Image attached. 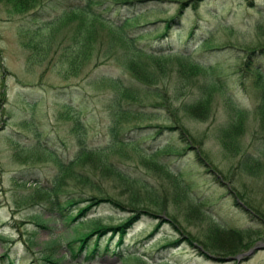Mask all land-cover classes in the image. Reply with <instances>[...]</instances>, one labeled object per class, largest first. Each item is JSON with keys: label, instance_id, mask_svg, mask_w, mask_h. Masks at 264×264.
<instances>
[{"label": "rangeland", "instance_id": "1", "mask_svg": "<svg viewBox=\"0 0 264 264\" xmlns=\"http://www.w3.org/2000/svg\"><path fill=\"white\" fill-rule=\"evenodd\" d=\"M36 1L34 9L27 12L21 10L22 13L15 11L6 0H0V255L6 252L13 264H50L49 261L44 262L45 258L51 261L57 259L55 262L59 264H157L160 261L163 264H235L230 255H242L252 246L264 243V122L258 120L255 111L252 112L253 106L260 99V92L257 90L262 86L255 85L252 71L246 74L250 78L246 81L242 76L246 73L245 66L238 62L244 60L248 49L264 43V0H144L122 5L104 4L109 6V10L105 12L114 22L117 19L116 11H119L120 17L140 14L135 21H130L131 25L121 28L122 33L131 32V27L135 25L138 28L136 32L146 31L144 40L141 39L145 47L168 48L171 51L188 47L195 60L211 66L205 74H217L224 80L225 93H220L218 89L212 92L209 116L205 118H191L177 109L175 115L180 127L171 130L145 127L166 125L168 121L165 119L171 120V114L161 107L153 108L152 102L159 101L144 93V99H148L145 107L136 108L134 102L124 106L150 115L151 118L148 116L143 120H124L120 123L122 126L118 136L116 135V140L122 142L106 148L101 152L102 155L83 158L72 165V173H85L94 182L96 189L95 186L88 188L85 184L65 177L62 191L66 188L65 191L84 192L82 197L85 198L96 195L94 192L100 190L101 196L97 192L99 198L116 197L111 200L118 204L115 206L106 200L99 202L88 211L85 216L87 220L93 218L92 220L114 226L123 218L135 217L137 213L134 211L139 209L153 214L138 215L136 221L126 229L122 244L118 247L115 242L117 236L108 239L110 233L106 232L99 238L98 250L89 261L83 260L82 252L71 257L66 245L67 240L76 235L79 229L89 225L77 227L75 223L80 218L73 225H65L62 219L50 218L46 210L35 204L39 199H34V202L33 199L30 201L25 198L20 201L18 198L33 189L34 181L44 185L56 172L55 164L42 148L51 151L58 159L67 161L79 149L78 136L82 138L84 147L102 148L107 145V128L110 125L107 105L113 90L107 81L101 80L119 78L122 83L127 81L128 70L120 63V57L124 55L122 51L127 46L119 37L120 32L108 24L102 26L77 11L68 12L67 5L83 4L81 0ZM110 2L113 3L112 0ZM54 8L56 12H53ZM175 14L176 18L166 32L167 37H162L163 20H170ZM193 26L198 31V37L195 38L197 41L188 42L186 35ZM206 36L210 39L206 47L215 46L220 49L206 50L203 46L199 47L198 38L204 39ZM82 51H88V56H81V60L77 58L73 64L70 63V56ZM178 61L177 57L170 56L166 60L151 59L148 62L149 66H154L149 69L150 72L155 73L154 70L157 71L158 68L159 71L166 72L160 79L157 77L160 83L156 85L159 92L170 94L172 98L169 99V105L173 107H181L197 97L194 93L196 77L185 79L188 83L182 85L184 80L180 75L186 70ZM97 63L98 66L92 68ZM196 75L205 76L203 73ZM240 80H243V86H240ZM254 85L257 89H252ZM153 89L155 87L149 88V91L152 92ZM226 94L247 112L241 130L234 136L238 147L235 150L229 143H220L217 135L219 127L229 116L225 104ZM68 106L73 110H69ZM76 118L82 125L79 130L83 129L80 135L77 133L79 130L76 132L73 129L72 122ZM164 130H167L166 133L162 132ZM167 136L171 137L170 140ZM176 138L178 141L174 140ZM165 143L171 144L173 149L165 148ZM113 166L132 177L133 181L121 182ZM107 167L114 170L110 168L108 171ZM14 177L18 180L12 179ZM138 179L145 182L151 190L146 191L139 182H134ZM133 188H137V191ZM180 191H185V197L194 199L188 201L187 198H182ZM173 195L174 198L171 199ZM155 200H164V205ZM84 204V201L78 203L72 210ZM36 214L41 219H48L45 227L33 223ZM155 223H159L158 229L148 235ZM218 227L223 231H218ZM187 237L193 246L187 244ZM93 240L94 235L88 241ZM175 240L176 245L170 246ZM221 241H224L226 247L224 252L214 248L215 242ZM73 245L69 249L75 252L76 243ZM103 247L107 249L103 251ZM119 250L121 253L130 251L129 254L135 253L143 258L137 261L130 257L129 261H121L123 256L112 253ZM1 264H7V260H3ZM241 264H264V250L256 252Z\"/></svg>", "mask_w": 264, "mask_h": 264}, {"label": "trees", "instance_id": "2", "mask_svg": "<svg viewBox=\"0 0 264 264\" xmlns=\"http://www.w3.org/2000/svg\"><path fill=\"white\" fill-rule=\"evenodd\" d=\"M6 1L11 4V6L13 7V9L15 11H18V12H20L23 9H26L23 11H28L29 9H32L33 7H35L34 5L37 2L36 0H6ZM83 1H85V2L84 3L82 2L83 4H80L79 6L78 5H76V7H72V5H71V7L68 6V8H67L69 10L68 12L71 11L72 13H74V11H77L78 13L83 14L84 17H86L87 19H91V20L93 19V21H97V24L102 25V26H107V24H108L109 26L113 27V29L118 30L120 32L119 37L125 42V44L127 46V48H125V50L122 51V53L124 55L121 54L122 56L120 57V63H122L123 67H125L128 70L129 75H130L129 77L131 78V80H129V77H128L127 81L124 82L126 85H124L119 80V78H105V80H108L107 82L111 85L112 90L114 92L112 91L113 96L111 98H109L110 100H109L108 105H107L109 108V115H110V125L107 128L108 129V135H109V141L106 143L107 145L105 144L106 146H104V147L110 148L112 144H115L116 142H122V141H117L116 137H114V135L116 136L118 134L119 130L121 129V126H122L120 124L121 122H123L126 119H128V120L133 119V118L134 119H144V118L148 117L144 113L136 112L134 110H130L128 107L124 106V104L134 102V105L136 106V108L145 107L146 105H148L146 103L148 101V99H144V98H146L144 93H146L152 99L159 101V102H152L153 108L161 107L164 110H167L168 114H171V120H173V122H171V120L168 118L171 124L169 123V124L163 125V127L166 129H172V128L178 129V126L180 127V125H178L179 124L178 121H176L175 112L177 111V109L183 111V113H185V115H188L191 118H199L200 119V118H205V117L209 116L208 114H209L210 105H211L210 96H211L212 92L216 91L218 89V91L220 93H225L224 80L221 79V77H219L217 74L212 75V76H208L207 74H205L206 73L205 71H209L211 66L206 65V64H204L198 60H195L192 57L191 51L190 52L188 51V47L184 46L182 48V50L180 49V50H174V51L168 50V48H166V50L162 49V48L150 49L148 46L145 47L142 44V41L144 40V37L146 36L147 33L136 32V34H135L134 32H135L136 28H134V29L131 28V30H132L131 32L122 33L121 27H123L124 25H127V24L131 25L130 21L135 20L137 18V16H139V14L134 13V14L129 15V16L124 15L123 17H120L119 11L115 12V10H113L112 12L113 13L115 12L117 15V19H115V22H114L110 19V17H108V15L105 12V11L109 10L108 9L109 6L107 7L104 4H108V5H111V4L112 5H116V4L122 5V4H126V3L132 4V3H135L134 1L140 2V1H144V0H114V1L112 0L113 3L110 2L111 0H95V1L83 0ZM192 1L194 2V0H192ZM193 2H192V5L194 6ZM177 12H176V14H177ZM176 14L170 20H163V22H162L163 26L162 27L165 31L163 33H161L162 37L167 35L166 32L170 28V25H171L170 23L173 22L174 18H176ZM54 19H56V17ZM47 23H48V21H47ZM97 24H95V25H97ZM132 25H134V24H132ZM165 26H166V28H165ZM167 26H168V28H167ZM196 27L199 28V26L197 24H196ZM194 28H195L194 26L191 27V29L189 30V32L186 35L187 39L189 40L188 42L197 41V40H195V38L198 37L197 32L200 30V28L198 29L197 32L194 30ZM126 33H127V35H126ZM142 38H143V40H141ZM209 41H210V39L207 36L204 39L198 38V46L199 47L203 46V48H210V50L214 49V48L217 50L220 49L219 47L216 48L215 46H209V47L207 46L206 47L205 45H208ZM88 53H89L88 51H82V52L74 53L73 55L70 56V59H71L70 63L73 64L77 58L78 59L80 58V60H81L82 57H87ZM256 53L261 54V56H259V60L257 58L256 59L253 58L254 54H256ZM170 56L177 57L180 60V61H178V63H180L181 65H184V67H185L186 71L183 72L184 73L183 75H180L181 79L184 80L182 85H185L188 83V82H186L185 79L190 80L191 78L196 77L195 78V84H194L196 87V90L194 93L196 94L195 96H197V97H194L191 102L184 104L181 107L180 106H174V107L170 106L169 105V99L172 98L170 96V94L167 95L166 93L159 92L160 90L158 89L156 84L158 82L160 83L159 79L161 78L162 75H165L166 72L164 73L163 70L159 71V68H158L157 71L154 70V72L156 73L155 74V73L150 72V70H149L150 68L154 67V66L153 67L149 66V64H148V62L151 59L152 60H157V59L166 60V59H169ZM262 56L264 58V43H259L258 45H255L252 48L248 49L247 56L244 54V60H245L244 61L245 62L244 63V66H245L244 71L245 72L247 71V72L245 74L243 73L244 74L243 76L246 77V74L251 73V71H252V75L254 74L253 78H255V79H253V81L255 82V85L258 84V85L262 86V88L259 87V89L257 90L259 92L264 91L263 90L264 89L263 88L264 87V60H263ZM96 59H98V58H96ZM254 62H255V64H254ZM96 65H98V64H95V66ZM199 65H201V67ZM204 65H205V67H204ZM203 67H204V69H202ZM207 67H208V69H207ZM180 68H183V67L180 66ZM178 73H180V72L178 71ZM197 73L199 75H201L203 73L205 76L199 77L196 75ZM249 80H250V78H249ZM103 81L104 80H101V82H103ZM115 81H117V82H115ZM251 85H252V83H251ZM240 86H243V80H240ZM256 86H253L252 89H257ZM152 87H155V90L153 89V91L150 92L149 88H152ZM174 90L176 91L177 89L174 88ZM162 91H164V90H162ZM135 92L137 93V96H136ZM127 93H129V94H127ZM123 95H125V96H123ZM226 95L227 96H225L226 97L225 98V100H226L225 104L227 105L226 108H227V113L229 116L226 119V121L219 127V129H218L219 132L217 135H218V140L220 141V143H222V144L229 143V146H232L233 149L235 150L237 147V144L235 142L234 136L236 133L238 134L239 131L241 130L242 125L244 124V122L246 120L245 116H246L247 112H245L244 109L240 108L237 104L232 102L231 99H229L228 94H226ZM263 99H264V96L261 97L259 102H257V104H255L252 108L253 109L252 112L255 111V113L258 116L257 118H258V120H260V122H261V120L264 122V100ZM131 107L134 108V106H131ZM68 108H69V106H68ZM77 120L78 119L76 118L75 119L76 123L74 121V123H75L74 127L76 125L77 126L75 128H73L74 131L76 129V132L78 131V129H80V127H82L81 123H78ZM165 120L167 121V119H165ZM153 126H151V127H153ZM154 127L160 128L162 126L155 125ZM110 133H113L114 135L110 134ZM110 136H112V137L110 138ZM79 138H80V136L77 137V141L79 143V149H78L79 153L77 150V152L73 155V157L67 161H62V160L58 159L54 154H52L51 151H48L46 148H42L43 150H45L46 156L51 158L54 164L58 163V164L54 165L56 167V172L49 179L46 180V183L44 185L34 181L33 189H31L30 192L27 191L26 194L21 195L20 198H18V199H20V201H21V200L26 198L25 196H27V198L30 197L29 198L30 200H32V199L34 200V199L38 198L39 200H37L35 202V204L40 205L43 210H46L47 213L51 216L50 218L62 219V221L65 225L66 224L68 226L72 225L79 218H80V220H78L75 223L77 227L78 226L81 227L84 224L89 225V226L85 227L86 229L85 228L81 229V230L79 229V231L76 232L77 234L74 235L73 237H71L66 242V245L68 246V251H69V254L71 255V257H75L79 253L82 252L83 253V259H85L87 256L85 261H89V260L93 259L94 254H96V252H97L96 250H98V240L102 235H104L106 232H110L111 234H117L116 242L121 243L126 229L129 228L131 226V224H133V222H132L133 219H132V217L123 218L114 226L107 224V223H101L97 220H92L93 218H90L89 220H87L85 218V216L87 215L88 211L92 207L96 206L100 201L107 200L108 202H110L111 204H113L115 206L118 204L109 198L101 199V198H99L100 196L96 197L94 195H89L88 197L83 198L82 194L84 192H79V191H73L72 192V190L71 191L70 190L69 191H62L61 190V188L63 187V179L65 177L67 179L68 178L73 179L77 183L79 182L81 184H85L88 188H90V186H92V187L95 186L94 182H91L85 173H83V172L82 173H80V172L79 173H72L73 172V170H71L72 165L78 163L80 159L102 155L101 152H103L106 148H103V147L102 148L86 147V146L84 147L81 139H79ZM113 138H115V139H113ZM110 140H111V142H110ZM109 144H111V145H109ZM164 147L167 149H170V150H171V148L173 149V146L172 147L171 146H164ZM110 168H112V167H107L106 170L110 171ZM113 168H115L116 171ZM113 168L112 169L116 173L117 178L119 180H121V182L133 181L129 176H126L124 173H121L122 171H120L118 168H116L114 166H113ZM58 171H60V172H58ZM12 179L18 180V178H16V177H14ZM136 182H139L142 186H144V188L146 190H148L149 186L145 182L141 181V179L136 180ZM22 184H24V181H22ZM40 185H41V187H40ZM94 188L96 189V186ZM37 189H39V190H37ZM36 190L38 191V193L34 192ZM39 192H40V194H39ZM66 192L69 194H67ZM97 192H100V191L97 190ZM31 193H32V195L33 194L34 195L32 196ZM35 194H37V195H35ZM38 194L40 197L38 196ZM41 194L45 195L46 197L42 196ZM54 194H55V196H54ZM60 194L61 195L64 194V195L61 196ZM36 196H38V197H36ZM49 196H53L54 199H53V197L49 198ZM42 197H44V198H42ZM58 197H59V199H61V198L62 199L59 200ZM52 199H53V201H51ZM90 199L93 203L90 201ZM39 201H40V203H39ZM60 201L62 203H58ZM83 201L84 202L86 201L84 205L76 206L72 210L73 206H75L77 203H81ZM95 203H97V204H95ZM52 204H54V205H52ZM49 205H50V207L52 205L53 208L52 207L50 208ZM86 206H88V207H86ZM194 206L195 205L193 204V207ZM55 208H57V209H55ZM194 208L196 210H198L196 207H194ZM48 210H50V211H48ZM47 220L41 219L40 215L36 214L34 216L33 223H35V225H37V226L45 227V223ZM130 220H131V222H130ZM158 226H159V224H154V226L150 230L149 235H152L157 230ZM116 228H117V230H113ZM218 228H219L218 231H220V232H221V230L223 231V229L221 227H218ZM79 234H81V235H79ZM224 234H225V232H224ZM92 235H94V240L92 242H89L88 240L92 237ZM189 240L190 239L187 237L186 238V241L188 242L187 244L193 246V243L190 242L191 240L190 241ZM215 240H217V238H215ZM176 242L177 241L175 240L174 243H176ZM73 243H76V246H75L76 251L75 252H73L71 249H69V245L73 246ZM120 243H117V244L119 245ZM215 243H216L215 244L216 246L214 248L220 252H224L223 249L226 248L224 245V241L215 242ZM106 249H107L106 247H103V251H105ZM85 250H87V251H85ZM119 253L117 254V256H119ZM85 254H86V256H85ZM126 256H127V258H130V257L136 258L134 255L131 256L129 254H125V256L123 258L127 259ZM3 260H7V264H13L12 260L8 257V254L6 252H3L0 255V264ZM45 261H47V262L49 261V263L52 262L51 264L56 263L55 261H51L47 258H45L44 262ZM43 264H45V263H43ZM157 264H163V262L160 261Z\"/></svg>", "mask_w": 264, "mask_h": 264}, {"label": "bare ground", "instance_id": "3", "mask_svg": "<svg viewBox=\"0 0 264 264\" xmlns=\"http://www.w3.org/2000/svg\"><path fill=\"white\" fill-rule=\"evenodd\" d=\"M47 1H48V0H47ZM47 1L44 2V3H47ZM56 1H57V0H56ZM60 1H61V0H60ZM73 1H74V0H73ZM81 1H82L83 3L85 2V1H83V0H81ZM81 1H80V2H81ZM87 1H89V0H87ZM93 1H95V0H93ZM146 1H147V0H146ZM151 1H152V0H151ZM153 1H154V0H153ZM169 1H170V0H169ZM38 2H39V1H38ZM48 2H50V1H48ZM52 2H53V1H52ZM96 2H97V1H96ZM148 2H149V1H148ZM154 2H155V1H154ZM164 2H165V1H164ZM44 3H43V4H44ZM54 3H55V1H54ZM67 3H68V2H67ZM86 3H87V2H86ZM150 3H152V2H150ZM156 3H157V2H156ZM156 3H154V4H156ZM165 3H166V2H165ZM187 3H188V2H187ZM43 4H41V5H43ZM49 4H50V3H49ZM64 4H65V3H64ZM44 5H45V4H44ZM57 5H58V3H57ZM61 5H62V3H61ZM69 5H70V4H69ZM69 5H67V6H69ZM188 5H189V4H188ZM45 6H46V5H45ZM58 6H59V5H58ZM63 6H64V5H63ZM78 6H79V5H78ZM127 6H130V5H127ZM132 6H133V5H132ZM154 6H156V5H154ZM163 6H164V5H163ZM186 6H187V5H186ZM36 7H37V6H36ZM41 7H42V6H41ZM70 7H71V6H70ZM72 7H76V5H75V4H72ZM119 7H120V6H119ZM190 7H191V6H189V8H190ZM195 7H196V6H195ZM51 8H52V7H51ZM156 8H157V7H156ZM33 9H34V7H33ZM40 9H42V8H40ZM61 9H62V8H61ZM118 9H119V8H118ZM191 9H192V8H191ZM23 10H26V9H23ZM44 10H45V9H44ZM53 10H54L53 12H56V11H55V10H56L55 8H54ZM65 10H66V8H65ZM30 11H31V10H30ZM30 11H29V12H30ZM58 11H59V10H58ZM66 11H67V10H66ZM120 11H121V10H120ZM21 12H22V11H21ZM23 12H25V11H23ZM23 12H22V13H23ZM26 12H27V11H26ZM35 12H36V11H35ZM46 12H47V11H46ZM48 12H49V11H48ZM59 12H60V11H59ZM14 13H15V12H14ZM38 13H39V12H38ZM38 13H37V15H39V14H44L45 12H43V13L41 12V13H39V14H38ZM183 13H184V12H183ZM185 13H186V12H185ZM185 13H184V14H185ZM33 14H34V12H33ZM79 14H80V13H79ZM79 14H78V15H79ZM20 15H21V14H20ZM47 15H48V14H47ZM141 15H142V14H141ZM39 16H40V15H39ZM60 16H61V15H60ZM139 16H140V14H139ZM30 17H31V16H30ZM34 17H35V16H34ZM34 17H33V18H34ZM180 17H181V16H180ZM138 18H139V17H138ZM34 19H35V18H34ZM76 19H77V18H76ZM177 19H179V18H177ZM139 20H140V19H139ZM139 20H138L137 22H140ZM181 20H183L182 17H181ZM35 21H38V20H35ZM134 21H135V20H134ZM126 22H127V21H126ZM128 22H129V21H128ZM137 22H135V23L137 24ZM179 22H180V21H179ZM182 22H183V21H182ZM135 23H134V24H135ZM53 24H54V23H53ZM149 24H151V23H149ZM167 25H168V24H167ZM62 26H63V25H62ZM135 26H136V25H135ZM135 26H133V27L130 26V27L133 28V29H134V28L138 29V28L135 27ZM71 27H72V26H71ZM63 28H64V27H63ZM63 28H62V29H63ZM76 28H77V27H76ZM165 28H166V26H165ZM167 28H168V26H167ZM62 29H61V30H62ZM72 29H73V28H72ZM136 29H135V32H134L135 34H136ZM57 30H58V29H57ZM61 30H60V31H61ZM63 30H64V29H63ZM157 30H158V29H157ZM157 30H156V31H157ZM37 31H38V29H37ZM69 31H70V30H69ZM164 31H165V30H164ZM166 31H167V30H166ZM168 31H169V30H168ZM57 32H59V31H57ZM73 32H75V31H73ZM141 32H142V31H141ZM143 32L146 33V31H143ZM151 32H153V31H151ZM55 33H56V32H55ZM61 33H62V32H61ZM64 33H65V32H64ZM69 33H70V32H69ZM71 33H72V32H71ZM169 33H170V32H169ZM74 34H75V33H74ZM54 35H56V34H54ZM72 35H73V34H72ZM126 35H127V33H126ZM165 35H166V34H165ZM60 36H61V35H60ZM60 36H59V38H60ZM62 36H63V34H62ZM65 36H66V35H65ZM166 37H167V36H166ZM53 38H54V37H53ZM76 38H77V36H76ZM67 39H68V38H67ZM55 40H56V39H55ZM52 41H53V39H52ZM181 41H182V40H181ZM53 42H54V41H53ZM57 42H58V41H57ZM60 42H61V41H60ZM62 42H63V41H62ZM66 42H67V41H66ZM66 42H65V43H66ZM55 43H56V42H55ZM75 43H76V42H75ZM184 43H185V42H184ZM186 43H187V42H186ZM46 44H47V42H46ZM46 44H45V45H46ZM50 44H51V43H50ZM53 44H54V43H53ZM71 44H72V43H71ZM71 44H70V45H71ZM45 45H44V47H45ZM48 45H49V44H48ZM74 45H75V44H74ZM76 45H78V44H76ZM55 46H56V45H55ZM34 47H35V46H34ZM47 47H48V46H47ZM51 47H52V46H51ZM60 47H61V46H60ZM71 47H72V46H71ZM78 47H79V46H78ZM181 47H182V46H181ZM190 47H191V46H190ZM58 48H59V47H58ZM73 48H74V47H73ZM34 49H35V48H34ZM197 49H198V48H197ZM202 49H203V48H202ZM205 49H206V48H205ZM66 50H67V49H66ZM66 50H65V51H66ZM181 50H182V49H181ZM206 50H210V48H207ZM211 50H217V49L214 48V49H211ZM43 51H44V50L42 49V52H43ZM46 52H47V51H46ZM59 52H61V51H59ZM71 52H72V51H71ZM211 52H212V51H211ZM69 53H70V52H69ZM46 54H48V53H44V55H46ZM48 55H49V54H48ZM62 55H63V53H62ZM62 55H61V56H62ZM67 55H68V52H67ZM67 55H66V56H67ZM259 56H261V54L256 53V54H254L253 58H255V59L257 58V59L259 60ZM44 57H45V56H44ZM262 58H263V56H262ZM45 59H47V56L45 57ZM38 60H39V59H38ZM263 60H264V58H263ZM244 61H245V60H240L239 62H240V64L242 63V64L244 65V63H245ZM33 62H34V61H33ZM33 62H32V63H33ZM38 63H39V62H38ZM30 64H31V63H30ZM34 64H35V63H34ZM97 64H98V63H97ZM99 64H100V63H99ZM196 64H197V63H196ZM254 64H255V62H254ZM94 66H95V64L93 65L92 68H95ZM97 66H98V65H97ZM120 66H121V65H120ZM199 66L201 67V65H199ZM204 67H205V65H204ZM204 67H203L202 69H204ZM199 69H200V68H199ZM205 69H206V68H205ZM207 69H208V67H207ZM126 70H127V69H126ZM126 70H124V71H126ZM200 72H201V71H200ZM246 72H247V71H246ZM121 73H122V72H121ZM124 73H125V72H124ZM128 73H129V72H128ZM75 74H76V73H75ZM244 74H245V73H244ZM244 74H242V76H243ZM248 74H249V73H248ZM76 75H77V74H76ZM253 75H254V74H253ZM253 75H252V76H253ZM125 76H126V75H125ZM129 76H130V75H129ZM247 76H248V75H247ZM249 76H250V75H249ZM250 77H251V76H250ZM243 78H244L246 81L249 80L247 77H244V76H243ZM253 79H255V78H253ZM115 80H116V79H115ZM121 80H122V79H121ZM104 81H108V80H104ZM104 81H103V82H104ZM214 81H215V80H214ZM115 82H117V81H115ZM115 82H114V83H115ZM119 82H120V81H119ZM107 83H108V82H107ZM107 83H106V84H107ZM119 84H120V83H119ZM123 84L126 85L125 83H123ZM112 85H113V84H112ZM120 85H121V84H120ZM110 86H111V85H110ZM114 86H115V85H114ZM114 86H113V87H114ZM254 86H255V85H254ZM125 87H126V86H125ZM258 87H259V86H258ZM115 88H116V87H115ZM121 88H122V87H121ZM261 88H262V87H261ZM116 89H117V88H116ZM150 89H151V88H150ZM154 90H155V89H154ZM260 90H261V89H260ZM263 90H264V89H263ZM115 91H116V90H115ZM119 91H120V90H119ZM4 92H5V91H4ZM113 92H114V91H113ZM127 92H128V91H127ZM135 93H136V92H135ZM127 94H129V93H127ZM1 95H2V94H1ZM1 95H0V96H1ZM112 96H113V95H112ZM123 96H125V95H123ZM136 96H137V93H136ZM263 96H264V91L260 92V94H259V98H261V97H263ZM18 97H19V96H18ZM129 97H130V96H129ZM14 98H15V97H14ZM129 99H130V98H129ZM6 100H7V99H6ZM15 100H16V99H15ZM108 100H109V99H108ZM259 100H260V99H259ZM263 100H264V99H263ZM4 101H5V100H4ZM7 101H8V100H7ZM123 101H124V100H123ZM127 101H128V100H127ZM260 102H261V101H260ZM256 104H257V103H256ZM4 105H5V104H4ZM258 105H259V104H258ZM6 106H7V105H6ZM7 107H9V106H7ZM69 107H70V106H69ZM255 109H256V108H255ZM69 110H70V109H69ZM71 110H73V109H71ZM110 112H111V111H110ZM143 112H145V111H143ZM74 113H75V112H74ZM5 115H6V114H5ZM166 115H167V114H166ZM145 116H146V115H145ZM147 116H150V115H147ZM67 118H68V116H67ZM150 118H151V116H150ZM153 118H155V117H153ZM164 119H165V118H164ZM68 120H69V119H68ZM142 120H143V119H142ZM77 121H78V120H77ZM144 121H148V120H144ZM144 121H143V122H144ZM167 121H169V120L167 119ZM167 121H166V122H167ZM148 122H149V121H148ZM152 122H153V121H151V123H152ZM164 122H165V121H164ZM172 122H173V120H172ZM72 123H74V122H72ZM75 123H76V121H75ZM75 123L73 124V126L75 125ZM78 123H79V121H78ZM145 123H146V122H145ZM167 123L169 124L170 122H167ZM167 123H166V124H167ZM127 124H128V123H127ZM139 124H140V123H139ZM139 124H138V125H139ZM141 124L143 125L144 123H141ZM141 124H140V125H141ZM146 124H147V123H146ZM149 124H150V123H149ZM76 126H77V125H76ZM76 126H75V127H76ZM258 126H259V124H258ZM258 126H257V127H258ZM75 127H74V128H75ZM126 127H127V126H126ZM135 127H136V128H139L140 126H135ZM145 127H151V126H149V125H145ZM153 127H154V126H153ZM153 127H151V128H153ZM162 127H163V126H162ZM244 127H245V126H244ZM80 128H81V127H80ZM83 128H84V127H83ZM133 129H134V128H133ZM154 129H156V128H154ZM157 129H158V127H157ZM173 129H174V128H173ZM75 130H76V129H75ZM78 130H79V129H78ZM81 130H83V129H81ZM81 130H79V131H81ZM168 130H171V129H168ZM258 130H260V129H258ZM152 131H153V130H152ZM166 131H167V130H166ZM166 131L164 130V131H162V132H165V133H166ZM177 131H178V130H177ZM148 132H151V131H148ZM154 132H155V131H154ZM162 132H161V133H162ZM170 132H171V131H170ZM170 132H169V133H170ZM174 132H175V130H174ZM77 133H78V132H77ZM171 133H172V132H171ZM171 133H170V135H171ZM175 133H176V132H175ZM259 133H260V131H259ZM110 134H113V133H110ZM148 134H149V133H148ZM151 134H152V133H151ZM176 134L178 135V133H176ZM176 134H173V135H176ZM77 135H78V134H77ZM79 135H80V132H79ZM113 135H114V134H113ZM113 135H112V136H113ZM154 135H155V134H154ZM257 135H258V134H257ZM257 135H256V136H257ZM112 136H110V138H111ZM117 136H118V134H117ZM117 136L114 135V137H117ZM119 136H120V134H119ZM152 136H153V135H152ZM195 136H196V135H195ZM6 137L8 138V136H6ZM81 137H82V134H81ZM108 137H109V136H108ZM149 137H150V136H149ZM153 137H154V136H153ZM163 137H165V136H163ZM168 137H169V136H167V138H168ZM175 137H176V136H174V138H175ZM170 138H171V137H170ZM170 138H168V139L170 140ZM198 138H199V137H198ZM8 139H9V138H8ZM79 139H80V138H79ZM79 139H78V140H79ZM81 139H82V138H81ZM104 139H105V137H104ZM104 139H103V140H104ZM106 139H107V138H106ZM108 139H109V138H108ZM114 139H115V138H114ZM151 139H152V138H151ZM195 139H196V138H195ZM199 139H200V138H199ZM10 140H12V139H10ZM101 140H102V139H101ZM174 140H177V138L174 139ZM186 140H187V138H186ZM104 141H105V140H104ZM177 141H178V140H177ZM190 141H191V140H190ZM110 142H111V140H110ZM110 142H109V143H110ZM171 142H172V140H171ZM171 142H170V143H171ZM166 143H167V142H166ZM166 143H165V146H170V145H171V144H170V145H166ZM183 143H184V142H183ZM148 144H149V143H148ZM174 144H175V143H174ZM177 144H178V143H177ZM177 144H176V145H177ZM193 144H194V143H193ZM101 145H102V144H101ZM109 145H111V144H109ZM112 145H113V144H112ZM112 145H111V146H112ZM196 146H197V145H196ZM158 147H159V146H158ZM103 148H107V147H103ZM146 148H147V147H146ZM199 148H200V147H199ZM199 148H198V149H199ZM222 148H223V147H222ZM243 148H244V147H243ZM108 149H109V148H108ZM201 149H202V148H201ZM201 149H200V150H201ZM222 150H223V149H222ZM242 150H243V149H242ZM110 151H111V150H110ZM140 151H141V150H140ZM167 151H168V150H167ZM146 152H147V151H146ZM78 153H79V150H78ZM139 153H140V152H139ZM143 153H144V152H143ZM157 153H158V152H157ZM184 153H185V152H184ZM140 154H141V153H140ZM158 154H159V153H158ZM160 154H161V153H160ZM160 154H159V155H160ZM167 154H168V153H167ZM196 154H197V153H196ZM153 155H154V154H153ZM153 155H152V156H153ZM155 155H156V154H155ZM161 155H162V154H161ZM176 155H177V154H176ZM233 155H234V154H233ZM142 156H143V155H142ZM152 156H151V157H152ZM162 156H163V155H162ZM200 156H201V155H200ZM234 156H235V155H234ZM154 157H155V156H154ZM176 157H177V156H176ZM145 158H147V157H145ZM246 158H247V157H246ZM59 159H60V158H59ZM147 159H148V158H147ZM152 159H153V158H152ZM152 159H151V160H152ZM154 159H155V158H154ZM189 159H190V158H189ZM195 159H196V158H195ZM155 160H156V159H155ZM155 160H154V161H155ZM157 160H158V159H157ZM166 160H168V159H166ZM243 160H244V158H243ZM143 161H144V160H143ZM148 161H149V160H148ZM199 161H200V160H199ZM141 162H142V161H141ZM155 162H157V161H155ZM241 162H242V161H241ZM63 163H64V162H63ZM142 163H143V162H142ZM159 163H160V162H159ZM168 163H169V162H168ZM168 163H167V164H168ZM187 163H189V162H187ZM192 163H193L192 165L195 166L194 162H192ZM199 163H200V162H199ZM203 163H204V162H203ZM56 164H58V163H56ZM56 164H55V165H56ZM65 164H66V163H65ZM140 164H141V163H140ZM144 164H146V163H144ZM144 164H142V165H144ZM148 164H149V163H148ZM157 164H158V163H157ZM169 164H170V163H169ZM190 164H191V163H190ZM60 165H61V164H60ZM60 165H59V166H60ZM146 165H147V164H146ZM146 165H145V166H146ZM152 165H153V164H152ZM165 165H166V164H165ZM196 165H197V164H196ZM199 165H200V164H199ZM166 166H167V165H166ZM194 166H193V167H194ZM247 166H248V165H247ZM147 167H148V166H147ZM195 167H196V166H195ZM250 167H251V166H250ZM255 167H256V166H255ZM58 168H59V167H58ZM141 168H142V167H141ZM167 168H168V167H167ZM167 168H165V169H167ZM179 168H180V167H179ZM188 168H189V167H188ZM190 168H191V167H190ZM190 168H189V169H190ZM251 168H253V167H251ZM251 168H249V169H251ZM63 169H64V168H63ZM63 169H62V170H63ZM138 169H139V168H138ZM144 169H145V168H144ZM189 169H188V170H189ZM192 169H193V168H192ZM57 170H58V169H57ZM170 170H171V169H170ZM180 170H181V169H180ZM182 170H184V169L182 168ZM188 170H186V171H188ZM167 171H168V170H167ZM58 172H60V171H58ZM180 172H181V171H180ZM184 172H185V171H184ZM190 172H191V171H190ZM260 172H261V171H260ZM123 173H124V172H123ZM164 173H165V172H164ZM57 174H58V173H57ZM59 174H60V173H59ZM102 174H103V173H102ZM102 174H101V175H102ZM181 174H182V173H181ZM188 174H189V173H188ZM63 175H64V174H63ZM167 175H168V174H167ZM173 175H174V174H173ZM182 175H184V174H182ZM61 176H62V175H61ZM98 176H99V175H98ZM56 177H57V176H56ZM62 177H63V176H62ZM133 177H134V176H133ZM136 177H137V176H136ZM136 177H135V178H136ZM177 177H178V176H177ZM53 178H54V177H53ZM98 178H99V177H98ZM122 178H123V177H122ZM130 178H132V177H130ZM135 178H134V179H135ZM168 178H169V177H168ZM123 179H124V178H123ZM173 179H175V177H174ZM178 179H180V177H179ZM182 179H183V178H182ZM185 179H187V178H185ZM129 180H130V179H129ZM167 180H169V179H167ZM170 180H171V179H170ZM176 180H177V178H176ZM183 180H184V179H183ZM173 181H174V180H173ZM49 182H50V181H49ZM55 182H56V181H55ZM124 182H125V181H124ZM126 182H127V181H126ZM134 182H136V181H134ZM168 182H171V181H168ZM185 182H186V181H185ZM187 182H188V181H187ZM137 183H138V182H137ZM171 183H173V182H171ZM175 183H176V182H175ZM183 183H184V182H183ZM183 183H182V184H183ZM49 184H50V183H49ZM122 184H124V183H122ZM133 184H134V183H133ZM179 184H181V183H179ZM182 184H181V185H182ZM54 185H55V184H54ZM54 185H53V186H54ZM56 185H57V184H56ZM58 185H59V184H58ZM68 185H69V184H68ZM139 185H140V184H139ZM172 185H173V184H172ZM181 185H180V186H181ZM190 185H191V184H190ZM122 186L125 187V185H122ZM126 186H127V185H126ZM131 186H132V185H131ZM134 186H135V185H134ZM183 186H184V184H183ZM187 186H189V184H188ZM37 187H38V186H37ZM40 187H41V185H40ZM49 187H50V186H49ZM119 187H120V185H119ZM119 187H118V188H119ZM143 187H144V186H143ZM178 187H179V186H178ZM118 188H117V189H118ZM125 188H126V187H125ZM172 188H173V186H172ZM179 188H180V187H179ZM39 189H40V188H39ZM39 189H37V190H39ZM61 189H62V188H61ZM64 189L66 190V188H64ZM122 189H123V188H122ZM127 189L130 190V188H127ZM133 189H134V188H133ZM133 189H132V190H133ZM136 189H137V188H136ZM136 189H134V190H136ZM138 189H139V188H138ZM149 189L151 190V188H148V190H149ZM182 189H184V187H183ZM37 190H36V191H37ZM40 190H41V189H40ZM62 190H63V189H62ZM65 190H64V191H65ZM118 190H120V189H118ZM123 190H124V189H123ZM144 190H145V189H144ZM175 190H177V188H176ZM180 190H181V189H180ZM184 190H185V189H184ZM36 191H34V192H35V193H38V191H37V192H36ZM91 191H93V190H91ZM91 191H90V192H91ZM94 191H95V190H94ZM99 191H100V190H99ZM121 191H122V190H121ZM136 191H137V190H136ZM136 191H135V192H136ZM146 191H147V190H146ZM173 191H174V190H173ZM34 192H33V193H34ZM72 192H73V191H72ZM126 192H127V190H126ZM129 192H130V191H129ZM133 192H134V191H133ZM180 192H181V191H180ZM180 192H179V193H180ZM41 193H42V192H41ZM66 193H67V192H66ZM94 193H96V195H94V196L98 197V196H97V195H98V194H97V190H96V192H94ZM102 193H103V192H102ZM124 193H125V192H124ZM149 193H150V192H149ZM179 193H178V194H179ZM39 194H40V192H39ZM39 194H38V196H39ZM44 194H45V193H44ZM67 194H69V193H67ZM125 194H126V193H125ZM129 194H130V193H129ZM169 194H170V193H169ZM171 194H172V193H171ZM173 194H174V193H173ZM181 194H182V195L185 194V191H184V193L181 192L180 195H181ZM31 195H32V193H31ZM31 195H30V196H31ZM33 195H34V194H33ZM33 195H32V196H33ZM35 195H37V194H35ZM41 195H42V194H41ZM45 195H46V194H45ZM45 195H42V196H45ZM60 195H61V194H60ZM63 195H64V194H63ZM63 195H61V196H63ZM99 195H100V192H99ZM101 195H102V194H101ZM101 195H100V196H101ZM118 195H120V194H118ZM123 195H124V194H123ZM155 195H156V194H155ZM166 195H167V194H166ZM175 195H176V194H175ZM182 195H181V196H182ZM28 196H29V195H28ZM38 196H36V197H38ZM54 196H55V194H54ZM58 196H59V195H58ZM107 196H109V195H107ZM110 196H111V195H110ZM115 196H117V195H115ZM120 196H121V195H120ZM156 196H157V195H156ZM156 196H154V197H156ZM164 196H165V195H164ZM164 196H163V197L161 196V197H162V198H165ZM25 197H26V199H28L27 196H25ZM39 197H40V196H39ZM45 197H46V196H45ZM51 197H53V196H49V198H51ZM111 197H112V196H111ZM117 197H119V196H117ZM170 197H171V196H170ZM176 197H177V196H175V198H176ZM188 197H189V196H188ZM188 197H187V196L185 197V196L183 195L182 198H187L188 201H189V199H194V197H192V198H188ZM29 198H30V197H29ZM31 198H32V197H31ZM42 198H44V197H42ZM49 198H48V199H49ZM60 198H61V197H60ZM105 198H106V196H105ZM114 198H116V197H114ZM114 198H111V199H114ZM157 198H158V196L156 197V199H157ZM167 198H168V197H167ZM172 198H174V195L171 197V199H172ZM207 198H208V197H207ZM37 199H38V198H37ZM48 199H47V200H48ZM53 199H54V197H53ZM53 199H52L51 201H53ZM55 199H56V198H55ZM58 199H59V197H58ZM61 199H62V198H61ZM61 199H59V200H61ZM63 199H64V198H63ZM101 199H103V196H102ZM154 199H155V198H154ZM29 200H30V199H29ZM45 200H46V199H45ZM49 200H50V199H49ZM116 200H117V199H116ZM160 200H161V198H160ZM176 200H177V199H176ZM178 200H179V198H178ZM185 200H186V199H185ZM204 200H205V199H204ZM30 201H31V200H30ZM51 201H50V202H51ZM62 201H63V200H62ZM90 201H91V199H90ZM102 201H103V200H102ZM106 201H107V200H106ZM118 201H119V199H118ZM157 201H159V200H155V202H157ZM165 201H166V199H165ZM182 201H183V200H182ZM190 201H191V200H190ZM206 201H207V200H206ZM34 202H35V200H34ZM50 202H49V203H50ZM56 202H57V201H56ZM85 202H86V201H85ZM91 202H92V201H91ZM100 202H101V201H100ZM103 202H104V201H103ZM155 202H154V203H155ZM159 202H160L161 205H162V204H163L162 202H164V200L159 201ZM191 202H192V201H191ZM191 202H190V203H191ZM193 202H194V201H193ZM39 203H40V201H39ZM42 203H43V202H42ZM58 203H62V202L60 201V202H58ZM82 203H83V202H82ZM92 203H93V202H92ZM115 203H116V201H115ZM123 203H124V202H123ZM157 203H158V202H157ZM160 203H158V204H160ZM167 203H168V202H167ZM177 203H178V201H177ZM182 203H183V202H182ZM206 203H207V202H206ZM43 204H44V203H43ZM47 204H48V203H47ZM50 204H51V203H50ZM77 204H78V203H77ZM89 204H90V203H89ZM89 204H88V205H89ZM95 204H97V203H95ZM98 204H99V203H98ZM107 204H108V203H107ZM120 204H121V203H120ZM184 204H185V201H184ZM191 204H193V203H191ZM194 204H196V203L194 202ZM201 204H202V203H201ZM41 205H42V204H41ZM45 205H46V204H45ZM52 205H54V204H52ZM52 205H51V207H52ZM108 205H109V204H108ZM163 205H164V204H163ZM165 205H167V204H165ZM188 205H189V203H188ZM240 205H241V204H240ZM43 206H44V205H43ZM46 206H47V205H46ZM110 206H111V205H110ZM120 206H121V205H120ZM134 206H135V205H134ZM206 206H207V205H206ZM49 207H50V205H49ZM51 207H50V208H51ZM86 207H88V206H86ZM118 207H119V206H118ZM121 207H122V206H121ZM167 207H168V206H167ZM189 207H190V206H189ZM194 207H195V206H194ZM245 207H246V206H245ZM52 208H53V207H52ZM93 208H94V207H93ZM93 208H92V209H93ZM149 208H150V207H149ZM153 208H154V207H153ZM153 208H152V209H153ZM162 208H163V207H162ZM199 208H200V207H199ZM206 208H207V207H206ZM55 209H57V208H55ZM92 209H91V210H92ZM156 209H157V208H156ZM166 209H167V208H166ZM197 209H198V208H197ZM243 209H244V208H243ZM51 210H52V209H51ZM91 210H90V211H91ZM194 210H195V209H194ZM251 210H252V209H251ZM48 211H50V210H48ZM185 211H186V210H185ZM246 211H247V210H246ZM66 212H67V211H66ZM134 212H136L137 215H136L135 217H132V219H133L132 222L136 221L138 215H143V214H146V213H148L149 215L152 214V213H150L148 210L144 211V210H140V209H139V210H136V211H134ZM157 212H158V211H157ZM189 212H190V211H189ZM198 212H199V211H198ZM204 212H205V211H204ZM81 213H82V212H81ZM153 213H154V212H153ZM164 213H165V212H164ZM190 213H191V212H190ZM202 213H203V212H202ZM206 213H207V212H206ZM251 213H252V212H251ZM159 214H160V213H159ZM200 214H201V212H200ZM255 214H257V213H255ZM258 214H259V213H258ZM60 215H61V214H60ZM152 215H153V214H152ZM152 215H151V216H152ZM168 215H169V214H168ZM191 215H193V214H191ZM196 215H197V214H196ZM202 215H203V214H202ZM211 215H212V214H211ZM76 216H77V215H76ZM194 216H195V215H194ZM166 217H167V216H166ZM200 217H201V216H200ZM203 217H204V216H203ZM74 218H75V217H74ZM206 218H207V217H206ZM211 218H213V217H211ZM196 219H197V217H196ZM157 220H158V219H157ZM175 220H176V219H175ZM199 220H200V219H199ZM71 221H72V220H71ZM172 221L174 222V220H172ZM211 221H213V220H211ZM128 222H129V221H128ZM130 222H131V220H130ZM96 223H97V222H96ZM78 224H79V223H78ZM126 224H127V223H126ZM155 224H159V223H155ZM217 224H219V223H217ZM66 225H67V224H66ZM72 225H73V224H72ZM74 225H75V224H74ZM97 225H98V224H97ZM163 225H164V224H163ZM215 225H216V224H215ZM213 226H214V225H213ZM228 226H229V225H228ZM71 227H72V226H71ZM92 227H93V226H92ZM92 227H91V228H92ZM121 227H122V226H121ZM121 227H120V228H121ZM158 227H159V226H158ZM155 228H156V227H155ZM155 228H154V229H155ZM160 228H161V227H160ZM160 228H159V229H160ZM85 229H86V228H85ZM157 229H158V228H157ZM99 230H100V229H99ZM113 230H117V228H116V229H113ZM214 230H215V229H214ZM85 231H86V230H85ZM119 231H120V230H119ZM229 231H230V230H229ZM91 232H92V231H91ZM113 232H114V231H113ZM113 232H112V233H113ZM231 232H232V231H231ZM240 232H241V231H240ZM93 233H94V232H93ZM109 233H110V232H109ZM109 233H108V234H109ZM226 233H227V232H226ZM228 233H229V232H228ZM243 233H244V232H243ZM76 234H77V233H76ZM118 234H119V233H118ZM144 234H145V233H144ZM79 235H81V234H79ZM106 235H107V234H106ZM148 235H149V234H148ZM231 235H233V234H231ZM115 236H117V234H111V233H110V235H108V239H112V237H115ZM125 236H126V235H125ZM118 237H119V236H118ZM123 238H124V237H123ZM247 238H248V236H247ZM108 239H107V240H108ZM119 240H120V239H119ZM119 240H118V241H119ZM244 240H245V239H244ZM122 241H123V239H122ZM122 241H121V243L115 241L117 247H118L119 245L122 244ZM189 241H190V240H189ZM178 242H179V241H178ZM117 243H120V244L118 245ZM153 243H154V242H153ZM159 243H160V242H159ZM176 243H177V242H176ZM176 243L173 242V243H171L170 246H175ZM187 243H188V242H187ZM86 244H87V243H86ZM81 245H82V244H81ZM81 245H80V246H81ZM87 245H88V244H87ZM69 246H71V245H69ZM75 246H76V245H75ZM165 246H168V245H165ZM245 246H246V244H245ZM72 247H74V245H73ZM85 247H86V246H85ZM199 247H201V245H200ZM199 247H198V248H199ZM210 248H211V247H210ZM252 248H253L254 250H252L251 252H249L248 255H245V256H240V255H238V254H235V255L232 254V255H230V257L233 256V258H234V260H232V262L235 261V264H241L242 262H246V260L250 259L253 255H255L256 252L261 251V250H264V243L259 244V245H258V244H257V245H254V246H252ZM74 249H75V248H74ZM74 249H73V250H74ZM77 249H78V248H77ZM86 249H87V248H86ZM243 249H244V248H243ZM114 250H115V249H114ZM219 250H220V249H219ZM75 251H76V249H75ZM85 251H87V250H85ZM96 251H97V250H96ZM137 251H138V249H137ZM208 251H209V250H208ZM247 251H248V250H246V251L243 252V253H246ZM70 252H71V251H70ZM77 252H78V251H77ZM119 252H120V253H119ZM127 252H128V251H126L125 253H121V250H119V251H112V253H114L115 255H117V254L119 253V256H123V257L125 256V254H129L130 251H129L128 253H127ZM86 253H87V252H86ZM202 253H203V252H202ZM205 253H206V252H205ZM237 253H240V252H237ZM227 254H228V253H227ZM129 255H131V256L134 255V256L136 257V260H137V261H139L138 259H142V258H143V257H142V258H139V257H138V254H135V253H130ZM208 255H209V254H208ZM236 255H237V256H236ZM85 256H86V254H85ZM139 256H140V255H139ZM62 257H63V256H62ZM66 257H67V256H66ZM75 257H76V256H75ZM4 258H5V257H4ZM59 258H60V257H59ZM86 258H87V256H86ZM86 258L83 259V260H86ZM126 258H127V256H126ZM223 258H224V257H223ZM227 258H228V257H227ZM61 259H62V258H61ZM119 259H121V258L119 257ZM133 259H134V258H133ZM125 260H126V259H124V258L121 259V261H125ZM127 260H128V258H127ZM129 260H130V259H129ZM129 260H128V261H129ZM221 260H222V259H221ZM221 260H220V261H221ZM52 261H53V260H52ZM141 261H142V260H141ZM216 261H218V260L216 259ZM225 261H226V260H225ZM227 261H228V260H227ZM227 261H226V262H227ZM58 262H59V261H58ZM126 262H127V261H126ZM131 262H132V260H131ZM145 262H146V261H145ZM51 263H52V262H51ZM51 263H50V264H51ZM124 263H125V262H124ZM228 263H229V261H228ZM54 264H57V262L54 263ZM58 264H59V263H58ZM126 264H127V263H126ZM128 264H129V263H128ZM130 264H131V263H130ZM137 264H138V262H137Z\"/></svg>", "mask_w": 264, "mask_h": 264}, {"label": "water", "instance_id": "4", "mask_svg": "<svg viewBox=\"0 0 264 264\" xmlns=\"http://www.w3.org/2000/svg\"><path fill=\"white\" fill-rule=\"evenodd\" d=\"M252 250H254L253 248H251V249H249L246 253H243L242 255H240V256H245V255H248L249 254V252H251Z\"/></svg>", "mask_w": 264, "mask_h": 264}]
</instances>
